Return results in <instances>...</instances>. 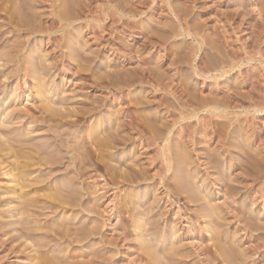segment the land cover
Returning a JSON list of instances; mask_svg holds the SVG:
<instances>
[{
    "label": "rangeland",
    "instance_id": "374dc122",
    "mask_svg": "<svg viewBox=\"0 0 264 264\" xmlns=\"http://www.w3.org/2000/svg\"><path fill=\"white\" fill-rule=\"evenodd\" d=\"M56 1L58 2L60 0H50V1L35 0L36 7L33 10L35 12L34 15L36 14L38 16L41 15L38 18L37 16L36 17L34 16L36 19H38V21L36 20L37 24L36 23L35 24L40 25L43 23L41 26H44L45 28H47L49 25V28L47 30L50 29V31H47V33L43 35L35 34V36L34 35L28 36L30 38L32 37L30 40L31 44L29 43L28 49L30 50L33 47L32 52H35L34 54H32L33 56L40 48L39 49L40 51L38 50V52H40L41 54L37 52V55H35L36 62L35 61L33 62H35L36 65L39 62L38 66L40 65L38 67L39 71H37L38 75L40 76V77L38 76V79L40 81L44 79L43 81H45L46 84L49 82L47 84L48 87L50 89H53L52 90L53 92H50V94L53 93L52 95L56 96L55 98H53V96L51 95V98H53L52 101L54 103L56 102L55 105L51 101V99L49 100L53 103V107L57 106L61 101L63 102L64 109L65 108L67 109L68 107L67 110L68 111L72 110L73 111V112L71 111L72 113H77V110H79L78 113L81 111L80 112L81 116L80 115L79 116L83 117L84 113H88L87 110L90 111V109H93L92 107H94L96 104L97 105L96 109L99 108L98 110L99 112L97 111V115L94 116V119L95 117L96 118L104 117L103 119H105L106 123L108 121L110 126L112 123L110 122L109 119L110 115L112 119L114 118L116 121L118 119L123 120L126 117L128 118L129 113L131 114L135 113L134 114L135 116L137 117L140 116L144 120L146 119L144 121L145 123L147 122V118H148L147 123H149L150 121L152 122L149 123L151 124V127H149L150 129L148 127L147 129L152 130V132L148 130L146 134L142 133V135L141 134L137 135L136 133H133L132 135L134 140L136 139L135 135L137 136V139L135 141H140L142 136L143 138L144 136H146L147 138H149V140L153 137L150 141H153L154 138H156V141L162 140L164 138H168V140L170 139L168 142L171 143H169L166 148L167 150L166 154H168L167 156H171L172 153L174 152L173 153L174 155H172L171 156L172 158L170 159L171 160L170 162L172 164L171 163L170 164L172 166L174 163L173 167L176 166L174 168L176 171L174 172L173 169L172 172H170L169 174L167 173L165 175L164 172L166 171L165 169L164 170L162 169L165 168V166L167 168L168 167L167 164L169 163H167L166 160L162 161L163 159H160L162 158L160 156L162 149L161 147L159 149L157 148L159 147L160 143H158L157 145L155 140L153 141L152 144L148 139H145L146 138L145 137L143 143L149 142L151 146H149L150 145L149 143L146 145L142 143L143 145L141 146V148L139 146L138 149H136L135 146H132L129 143L130 146L120 145L122 147L119 148L120 146H118L117 147L118 150L115 149L116 151H114L113 148L115 146L114 145L111 148L113 151V152L111 151V153L114 154L117 152L116 155L114 154L113 158H115L116 156L114 161H116V159L119 158V160L117 159V161H121V163L122 162L124 163L128 160V162L126 163L129 164V165L127 164L128 165L127 167L126 163L124 164L122 163L124 167L123 166L121 167L120 165V172L118 171L119 169H117L118 172L117 174L120 173L123 174L125 168H126L125 172H127L129 166L131 165L132 167L133 165V163L131 164L129 161H131V159L133 158L131 162L135 163L134 160L137 158L136 163L137 161L140 162L141 163L140 165L139 163L137 164L143 169L144 166L146 165L147 169H144V172L148 171L150 174L147 172L146 173L147 177L149 179L150 178L152 179L151 180L148 179L147 182H141L140 184H135V185H125V184L121 186L118 185V187L116 186L117 189H115L116 187L111 188L113 187L112 184L107 185L106 183L103 182V180L101 181L97 180L98 183L97 181L93 182L91 180V182H89L90 184L89 186L91 190L93 187H95L93 188V190L96 189L97 187L99 191L97 192V194H98V198L100 199L99 203H102V205L101 204H100L101 206L98 205V208L103 209V212L100 211V213H102L103 218L99 214L98 209L95 210L96 214L93 215L90 212H88L87 209L86 210L84 209L87 207H84L83 210L82 208L80 209L77 208V211L79 212L77 213V211L75 210L76 214H73L72 211H71L72 213L69 212V214L73 217L67 214L68 216L66 215V218L69 217L70 220L64 221L65 218L61 217L63 216V214L56 212L55 215V212L53 213V211H51L52 209L45 210V207L48 208V205L46 206L43 205L44 208L42 209L40 206H35L32 210L33 211L36 210L34 212H36L37 214L34 213V215H38V216L36 217L33 215L34 216L32 218L33 220L31 219L32 216L31 217L28 216L29 218L26 217L27 215L25 216L26 218H28L27 221L29 223L36 222L35 223L36 225L39 222L37 225L41 226V230H42V226H44L45 224V227L46 226L47 227L46 228L43 227V228H45V230L50 228L49 229L50 233L52 232L51 228H55L54 226L57 223L64 226L66 224V227L60 226L61 230L62 229L64 230L68 226V230L71 229V231L74 232V230L77 227V224L80 222L78 224V227L81 230L83 229L87 231V228L89 227L91 228V226H93L94 223L92 222L93 220L98 218L99 220L102 219L101 222L99 220H95V222L99 221L97 222L100 224L99 226L104 227L103 229L100 227V232L104 230L101 233L102 236L99 234L101 241L98 239L99 237H97L99 242L103 245H101L98 242V240L95 241L93 240L92 242L87 243V245L85 243L83 245L79 244L80 246H82L79 247L78 244L76 243L69 244L70 243L69 241H68L69 243H65L67 241L61 239L60 237L58 238L54 236L53 235L54 232L51 233L50 235L48 230H46L45 233L38 232V230H36L37 232H34L35 234L31 232L32 234H34V235L31 234L32 235L31 239L28 236L29 243H33L32 245H35L33 246V248L30 249L24 244L27 233L24 232L25 230L24 231L20 230L26 227V226L24 227L21 223H19L22 222L20 219L21 214H19V212L18 213L15 212L16 215L14 214V216L8 220V217H6L5 215L8 214L10 210L9 208L13 206L6 205L8 203V201L7 202L5 201L7 200L5 199L6 197L4 198L5 199L4 200L3 199L4 196L2 195L1 197L0 195V230L2 229L1 232L4 233L7 232V229L8 230L10 229L9 234L12 232L10 235L7 236L8 237L7 239L6 238L3 239L1 237L2 233L0 232V238H1L0 264H28L29 253H32L33 250L34 251L40 250L41 253L45 252L43 254H45V256H48L50 258L54 257L53 260L55 259V254H56L55 260H58L59 258L57 257L60 256V259H62L64 255L68 254L71 250L75 248L79 249L78 251L83 250L84 248V250H86V254H88L87 250L90 249L91 247L92 248L94 247L95 249L97 248L96 250L99 249L101 251L102 248L103 251L108 249L104 251L105 253L102 251L105 255L107 254L106 257L108 259L113 257L112 259L109 260L110 262H108V264H149L151 262L153 264V260H151L150 257H148L149 255L145 253V250L147 249L145 247L146 243L149 246V247L147 246L148 249L149 248L152 249V247L153 249H155V250L149 249L152 252L159 251L158 260H161L160 258H162L163 260L161 261V264H163L164 261H165L164 264H168L169 262H171L169 260H173L174 261L173 264H175V260L173 259L174 257L177 262L176 264H180V263L206 264L207 263L206 261H208V259H205L206 258L205 254H203V249H204L203 246L205 244L202 245L201 242L199 243V240L196 239L195 237L197 235L198 227L200 226V220H201L199 211L201 212L202 210L201 205H204L205 203V201H202V198L203 195H205L204 197H207V195H209L210 192L212 195L213 194L214 195L211 196L210 194V197L208 196V199L210 198L209 202L211 203L214 202L212 204H215V206L218 205V207L222 209V214L220 215L224 214L223 217L227 219L226 221L222 216H220L222 217L220 218L218 216L219 214L218 215L213 214L215 217L212 218L213 220H211L212 223L214 221L211 227L212 228L214 227L215 231H218L217 228L220 229L219 231L221 232L219 233L220 234L219 236L223 240L222 239L219 240V237L218 238L216 237L218 235H216L215 237L218 239L219 242L221 241L220 244L222 245L225 244L224 247L222 245L221 246L228 251L229 250L231 251L233 249V252H231L232 257L236 256L237 258L235 257V260L238 259V261L236 262L235 260L234 261L232 260L234 263L231 262V264H246V262L247 264H264V257H263L264 256V230H263L264 229V111L257 113L258 109L255 110L254 108L251 107L252 106L251 104L254 102V100L255 102L257 101L264 102V65L262 64V62H264V58H262V55H264V15L262 14L260 15L258 13V10L260 9V7H262L264 0H256V1L255 0H77L78 2L77 5L79 6H77L76 4L74 5V3H76V0L73 1L68 0L70 3L69 2L67 3L70 5V7L69 5L67 6L66 13H68L67 14L68 17L71 18L69 19L70 21L73 20V18L75 19V21L74 22L71 21V23L69 21V24H62L61 26L59 21L58 22L53 21L54 19L58 20L56 18L57 8L54 6V4H52L55 3ZM79 2L81 3L79 4ZM52 6L55 8H53ZM73 9L74 10L77 9V11H74ZM53 13H55L56 16ZM42 14L44 15L42 16ZM73 14H75V17L73 16ZM44 16H46V18H44ZM1 19H3L4 21ZM30 19L27 20L31 21ZM45 19L46 21H43ZM27 20L25 21V23L27 22ZM0 21L2 25H5L4 23L6 20L4 17H0ZM49 21L55 22L53 23L55 27L52 25V22ZM27 24L29 25L30 22H28ZM52 26L53 28L51 29ZM59 27H61V30ZM3 29L5 31L2 30L3 33L0 36L1 40H3L2 43L16 39L15 35L10 32L11 31L10 29H7L6 27ZM144 35H146L147 38ZM17 37H19V35ZM25 37L26 36L23 33V38L25 39ZM48 37L50 38V40ZM19 38L23 39L22 35ZM61 39L63 41H58ZM155 40L157 43L155 42ZM68 45L70 46L69 49H68ZM57 46L60 47L58 48ZM257 52L261 53L262 55L259 54L260 55L259 56ZM26 59L27 58L23 60L25 61ZM27 60L25 61L27 65L26 63L23 62L25 68L29 65L28 63H30L31 59H27ZM41 60L44 61L45 63L42 62ZM206 66H208V68H206ZM40 69L44 71L45 75L44 73H42ZM220 69L221 70L224 69L227 72L231 70V72L229 73L228 76L222 77L217 72V70ZM26 71L27 70H25L24 73L23 71L20 72L23 73L24 75L29 74L28 72L30 71L28 72ZM129 74L132 75L130 76ZM46 75L49 76L46 77ZM134 75H138V76H134ZM25 78L26 77H24L23 80L27 81V83L31 85L32 84L31 79H29L28 77L27 79ZM2 79L0 80V83L4 80ZM2 84L3 83H1L0 85ZM13 84L15 85V83ZM105 84L110 86V88L108 86L106 87ZM49 85L52 86L53 88H51ZM32 86L33 84L31 85V87ZM33 87H32V91L31 89L29 91L26 90L27 95L28 93H31L32 95L31 96L32 98L31 100L29 99L28 104L27 101L25 100V103L30 107H33L31 106L33 105L32 103H34V105H38L41 102L39 101V99H35V96L32 94L33 92L35 94V91H33L34 90ZM120 88H122V90ZM118 89L120 91H118ZM230 95L232 96V98ZM2 97H0V99ZM261 97L263 100L261 99ZM60 98L64 101L65 99H67L68 101L64 102ZM101 98L104 100H101ZM21 103L22 100L16 102V104H21ZM25 103L24 105H26ZM97 103L99 105H102V107L100 108ZM60 104L56 108L62 111L63 108H59L60 106H62ZM184 104H186V106ZM188 104L189 106H187ZM190 104H192V107L190 106ZM129 108H130V112L128 111ZM193 108L194 109L197 108L196 112L198 111V113L195 112V115L193 113L195 111ZM205 108L208 109V112L204 111L206 110ZM213 108L214 109L221 108L220 111L217 112V114L215 113L216 116L218 115L217 117L214 115V113L212 114L211 112L214 110ZM223 108L225 110H223ZM65 111L63 110V112ZM68 111H66L67 114L70 113ZM84 117L87 118L88 116H84ZM115 117H117L118 119ZM127 118L123 121L128 122L129 118L128 119ZM108 126L109 125H106L107 128ZM36 127L35 129L33 128L32 130L38 129ZM114 127H116V125ZM20 131L23 132V130ZM106 131L104 133L105 136L109 134L108 131L110 130H108L107 132ZM163 131L165 132L167 131L165 133V136L163 135L164 134ZM170 131L172 132L170 134L171 136L168 135ZM75 132L78 133L80 132V130L78 131L77 129L75 130ZM128 132L129 131H127L125 134L128 135ZM153 132L154 135L156 136L157 134L159 136L160 134H162V136H160V138L159 136L158 138L156 136L154 137ZM40 133H43V131H40ZM40 133L37 135L35 133L34 135L39 136ZM220 133L222 134L221 136L222 138L223 136L226 138V139L223 138V140L221 139L222 142H220L219 141L220 139H218ZM49 134L48 135L51 137L52 135L50 131ZM235 142L239 144L237 143L235 144ZM154 143L156 144L155 146ZM240 145H241V150L239 151L237 149L240 148ZM131 146L133 147V149ZM144 146L146 147L144 148ZM135 149H136V154L138 155L135 154ZM155 149H158V151ZM224 149L227 150L228 152L225 151ZM179 150L181 153H179ZM156 151L157 154L158 152H160V155L159 154L157 155ZM184 151L186 152L183 153ZM126 154L129 155L127 156ZM133 154L136 155L137 157H135ZM180 154L181 156L183 154L184 155L189 154L188 159H190V161H193L190 165H192L196 161L194 165H192V168H186L187 169L186 172L184 169L185 167L183 168L184 171L182 169L181 170L179 169L181 166V164L179 163H181V161L179 159L180 157L178 158L177 156H179ZM121 158H123L124 161H122ZM139 160H142V162ZM172 160L175 161L173 162ZM114 161H112L110 165H116L113 167L117 168L119 165H117V161L115 162V164H113ZM161 161L164 164L163 163L161 164ZM177 163L180 166H178ZM196 163H198L197 166ZM142 164L144 165L141 166ZM67 165L69 166V164H66V166ZM66 166L62 167L61 170L59 169L58 171L57 170L54 171V174L51 177V179L54 177L53 179L55 180V182H59L57 180H60L62 182L63 180L70 179L71 174L74 177L75 176L74 173L71 172L75 166L72 165L73 167L71 168ZM65 168H67L68 171ZM122 170L124 171L122 172ZM101 172L102 171H100V173ZM159 172L164 176L163 177L164 179L161 182L160 180H158L159 178H156L154 176V174L161 175ZM176 172L177 173L180 172V176L179 174L176 175L177 177L179 176L178 179H180V177L183 176L184 179L186 177L185 181L187 180L188 182V183L182 182L184 181V179L181 178L180 179L182 182L180 183L181 187L183 185V188H185L186 185H189V181L190 182L192 181L191 184L196 185L197 191L196 190L195 192L194 190H192L193 192L191 191L192 193L196 194L195 197L193 194L194 198L191 195L192 193L190 194L191 185H189L190 187L186 186L189 187L188 189L185 188L184 190H182V192L183 191L187 192L189 190L187 194L189 193L188 195L189 197H191L190 200H192L193 203L190 200L188 201L189 197L187 196L186 193L180 192L182 188H180L179 190L180 187L178 186L179 184L178 185L175 184L177 186H172L174 184V181L172 183L173 180L172 173L177 174ZM190 172L192 175L190 177L192 179L193 177L194 179L196 178L195 180L193 179L194 181L190 177L185 176V173L190 174ZM100 173L98 174V178H101V176L99 175L103 174V172L101 174ZM151 174L153 175V177ZM240 175H242V177ZM244 175H247L248 177L247 176L244 177ZM63 176L64 177L66 176L67 178L65 177L66 178L65 179ZM205 176L207 179L205 178ZM168 178L169 181H171L170 183L169 182L167 183ZM187 178H189L190 180ZM252 179L254 181H252ZM1 180L2 177H0V185L1 187L3 186L2 189L5 190L7 185L4 182L5 180L4 181ZM88 181L90 180H87L86 183H88ZM81 182L82 181H79L78 184L75 185L76 188L78 187L77 189L82 188L83 183ZM243 182L244 184L242 186ZM183 183L185 184V186ZM167 184H169V186ZM233 185L236 187L235 190H233L235 188ZM104 187L108 189H103ZM206 187L208 191L210 190L209 192L207 193L200 192L203 188ZM237 187H239V189ZM129 188L132 192L128 190ZM134 188L136 189L134 191L135 194H138L139 192L140 194V195L138 194L139 198L142 196L144 197L142 200L143 204L140 206L143 208L142 210L143 219L146 220V223H144V225L146 224L145 226H147L146 230L149 229V231L147 230V233L146 232L143 233V236L145 235L144 238L142 236L144 240L143 239L139 240V237L135 235L137 229L134 226L137 223L139 224V222H135L137 220L139 221V219L135 220V218H137V216L139 215H137L136 212L134 213L133 210L132 211L129 210L131 205L127 206L129 209L125 207V211L129 210L131 211V214L129 211H128L129 213H127V211L126 213L123 212L124 208H122L121 211L115 210L116 209L115 205L116 203H118L117 195L119 196V198L121 197V199H123L126 192H127L126 195H128V192H130L131 194L134 193L133 192ZM199 188L200 191H198ZM2 189H0V192L4 191ZM126 189L128 191H126ZM170 189L172 191L174 190L173 192L176 194L181 193L178 196H181L182 200L179 197L178 205L174 204L172 206L171 203H167L166 193L168 191H171ZM193 189H195L194 186ZM103 190H108L105 192H109V193H104ZM232 191L233 193H235L234 195L231 194ZM84 192L85 191H83V196L84 194H87L86 192L85 193ZM118 192H121L119 194H121L123 197L120 196ZM101 193L102 196L104 194L103 196L104 198L101 196ZM198 198L201 199L200 200L201 202H199ZM83 199H82L83 206L86 205L88 206L89 204L92 206L91 200H89L91 198L88 199L87 195H85ZM13 205L16 204L14 203ZM90 205L88 206V209L91 208ZM150 206H153V208H151ZM197 206L198 207L201 206L199 207L201 210L198 209ZM151 209L153 210L152 211L153 213H150ZM235 211L239 213V216L242 215L241 216L242 218L240 217V219L238 220L237 218L239 216H237L238 215L237 213H234ZM4 212L5 214H3ZM132 212L136 216L133 215ZM251 212L253 213L254 216L251 215L252 214ZM231 213L234 214L232 215ZM255 214L256 215L259 214V215L256 216ZM17 215L19 216V218L17 217ZM59 216L63 220H60ZM235 216H236V220L238 221L235 220ZM15 217H17V220H15ZM197 218L199 223H197L198 222ZM30 219L35 222H32ZM103 219H105V221ZM173 220H175L174 223L177 225L176 229L172 228V225H170V222H172ZM248 220L250 223L248 222ZM15 221L19 224H14L16 223ZM70 221H72V223H70L69 226L68 222ZM133 221L135 222L134 224ZM225 221L227 222V225L229 224V226L225 224L226 223ZM229 221L230 222L232 221L233 224L229 223ZM259 221H261V223ZM9 222H11L10 225ZM102 222L105 225H101ZM236 222L241 223L240 224L241 228L239 227V225H237ZM124 223L128 225L127 227L130 230L126 229L127 227L125 226ZM224 224L225 226L228 227V229L225 228L227 231L226 230L224 231V228L222 227L224 226ZM245 224L247 225V227ZM248 224L251 230L247 229ZM250 224L253 225V227ZM259 224H261V226H259ZM20 225H22L23 228H21ZM35 225H30L28 228H32L31 226H35ZM40 226L38 227V229H40ZM243 226H245V229ZM254 226L257 228H254ZM78 227L77 229L80 230ZM123 227L125 228L123 229ZM13 228L14 230L15 229L17 230H15V232L14 230L11 231V229ZM221 228H223L222 229L223 231L221 230ZM252 228H254L255 230ZM35 229H37V227H35ZM127 230L129 231L128 233ZM170 230L172 231L170 232ZM249 230L251 232H249ZM224 232L225 233L227 232L228 234L226 233L227 234L226 235ZM254 232H256V234ZM173 233L176 234L174 236L175 242H173V240L171 239ZM221 233H224V235H221ZM46 234L48 236H46ZM234 234L235 235L238 234V235L234 236ZM19 235H22L23 237L19 238L20 237ZM228 235L231 238H229ZM237 236L240 237V239L236 238ZM106 237L109 243H107L106 239H101ZM13 238H16V240H14L15 242H13L12 240ZM123 238L125 239L123 240ZM216 238L215 240H217ZM141 240L143 241L141 242ZM166 240H170V244H168L170 245V248L177 246L178 244L181 246L180 247L178 245L180 248H182L183 246L184 248L180 249L182 253L181 255L185 256L186 253H188L189 254L187 255L188 258H186L185 256L184 259V256L179 257L177 255V252H179L178 254H180V250L178 246L175 247V249L179 250V251L176 250V256L172 255L173 257L172 259L170 257L171 255L168 254L169 256L168 255L166 256L165 254L167 253L172 254V251L169 252L170 251L169 246L167 244L166 246H164ZM222 241L224 242L222 243ZM234 241L235 242L237 241L236 243L238 244L234 243ZM229 242H231L230 243L231 246L228 244ZM232 243L234 245L236 244V247H238L239 245L241 247L239 246L240 248L238 249L233 245L234 247L233 248ZM65 244H67L68 246ZM226 244H228V246L230 247H228ZM71 245L72 248L70 249L69 247H71ZM97 245H99L98 247L100 248H98ZM142 246H144V248ZM155 246L158 247L156 248ZM199 246L201 248L203 247L201 249L202 251L200 250ZM225 246H227V248ZM258 246H260V248ZM36 247L39 248L37 249ZM60 247L62 248V250H60L61 249ZM167 249H169L168 252ZM235 249H237V251ZM253 249H255V251ZM27 250H29L30 252L27 253ZM182 250H186V252H183ZM46 251L48 253L50 252L52 253L48 255ZM84 252L80 251L78 253L84 256L85 254ZM109 253L111 255L108 256ZM163 253L165 254L163 255ZM233 253H235L234 256ZM241 254L242 255L245 254L247 256V259H245L246 258L245 255H244L245 257L244 256L242 257ZM52 255L53 257H51ZM163 256H165V259L168 257L169 260L168 259H166L167 261L164 260ZM238 256H240V258ZM176 257H178L179 261L181 260L183 262H179ZM241 258L245 260V263L241 261L243 260ZM24 259L28 262H26ZM147 260L149 262H147ZM203 260L205 262L202 263ZM219 261L221 262L220 264L225 263L222 262V258H220ZM213 264H216V262L215 263L213 262Z\"/></svg>",
    "mask_w": 264,
    "mask_h": 264
},
{
    "label": "bare ground",
    "instance_id": "6f19581e",
    "mask_svg": "<svg viewBox=\"0 0 264 264\" xmlns=\"http://www.w3.org/2000/svg\"><path fill=\"white\" fill-rule=\"evenodd\" d=\"M43 1V0H42ZM45 1V0H44ZM50 1V0H49ZM73 1V0H72ZM256 1V0H255ZM67 2H69L68 0H60V1H56L55 3H52V4H54V6L57 8V10H56V15H55V13H53L55 16H56V18L58 19V20H53V21H56V22H60V26L62 25V24H69V19H71V18H69L68 17V13H66V10H67V6L69 5ZM35 0H0V17H4L5 18V20L7 21V24H6V21H5V25H2L1 23H0V36H1V34L3 33V31L2 30H4L3 28H7V29H10L11 31V33H13L14 35H15V40H9L8 42H3L2 43V41L3 40H1V38H0V62H1V64H0V80L2 79L3 81L1 82V83H3L2 85H0V97H2L3 95V97L0 99V177H2V180L5 182V184L7 185L6 186V188H5V190L4 189H2V187H1V185H0V189H2V190H4V191H2V192H0V195H1V197H2V195L4 196L3 197V199L5 198V199H7V200H5L6 202L8 201V203L6 204V205H8V206H13V207H10L9 209V212H8V210H7V212H8V214L7 215H5L6 217H8V220L9 219H11L13 216H14V214H15V212H19V214H21V216H20V219H21V221L22 222H19V223H21L25 228H23L22 227V225H20L21 226V228H23V229H20V230H25L24 232H26L25 234L27 235L26 236V238H25V242H24V244L28 247V248H33V246H35V245H32L33 243H29V241H28V239L30 238L31 239V236L32 235H34L35 233L34 232H37L36 230H38V232H42V233H45L46 232V230H48L49 231V229H46L45 230V228L47 227H45V224H44V226H42V230H41V226H40V229H38V223L35 225V221H32L33 219V217L34 216H38V215H34V213H36V212H34V211H36V210H32L35 206H40L41 207V209L42 208H44L43 207V205L44 206H46V205H48V208H46L45 207V210L47 209H52L51 211H53V213L55 212V215H56V212L57 213H61V214H63V216H61L62 218H65L64 219V221L66 220H70L69 219V217L68 218H66V215L67 214H69V212L70 213H72L73 212V214H76L75 212L77 211V208H82V210H83V208L84 207H87V208H84L85 210L87 209V211L88 212H90L91 214H96V209H98V212H99V214L102 216V213H100V211H102L103 212V209H101V208H98V205H102V203H99V198H98V194H97V192H99L98 191V189H97V187H96V189H94L93 190V188H95V187H93L92 188V190H91V188H90V184H89V182H91V180L94 182V181H97V180H103V182L104 183H106L107 185H110V184H112V186L113 187H111V188H114V187H118V185L119 186H121V185H123V184H125V185H135V184H140L141 182H147L148 181V177H147V172L148 171H146V172H144V169H147V167H146V165L144 166V169L142 168V167H140L139 165L141 164L140 162H138L137 161V163H139V165L136 163V160H137V158L134 160L135 161V163L134 162H131L132 160H133V158L131 159V161H129L131 164L133 163V165H132V167H131V165L129 166V168H128V171L127 172H125L126 171V168H125V171L124 170H122V172H123V174H117L118 172H117V169H119L118 171L120 172V165H121V167L123 166L122 165V163H121V161H117V159L119 160V158H117L116 159V161H117V165H119L117 168H115V167H113V166H116V165H110L111 164V162L112 161H114V159L116 158V156H115V158H113L114 157V154L116 155L117 154V152L116 153H111V151H112V146H114L113 148H114V151H116L115 149H117V147L118 146H120V145H122V146H127V145H129V143H130V145H132V146H135L136 147V149H138V147L140 146V148H141V146L143 145V144H148L149 142H148V140H149V138H147L146 136H144V138L145 139H148L147 140V142L148 143H143L144 141V138H143V136L141 137V140L140 141H135L136 139H137V136L135 135V137H136V139L134 140V138H133V133H136L137 135L139 134H141L142 135V133H147V131L150 129L149 127H151V124H149V123H151L152 121H150L149 123H147L148 122V118H147V124L144 122L145 120L144 119H142L140 116V118L139 117H137V116H135L134 114H131V113H129L128 114V118H129V121L127 122H125V121H123V120H125L126 118H122L123 120H120V119H118L117 117H115V118H117L118 120L116 121L114 118L112 119V117H111V115H110V122H112L111 123V126H110V124H109V122L107 121V123H106V121H105V119H103V118H96L95 117V119H94V116L95 115H97V111L99 110V108H97L96 109V107H97V105L95 104V108L94 107H92V105H94V104H92L91 105V107L93 108V109H90V111H88L87 110V112L88 113H84V115H83V117H80L81 115H80V112L78 113V111L79 110H77V113H72L71 111H68L67 109H68V107H67V109L65 108H63V102H61L60 101V103H62V104H60V105H62V106H60L59 108H63V110L65 111H68V112H70L69 114H67V112L65 111V112H63V110L61 111L60 109H58V108H56V107H58L59 106V104L57 105V106H54L53 107V101H52V99L53 98H55L56 96H54V95H52L53 93H51L50 94V92H53L52 90L53 89H50L49 87H48V83L46 84L45 83V81H43L42 80V78H41V80L43 81H40L39 79H38V72L37 71H39V69H38V67L40 66H38V63H37V65L35 64V55H37V52H38V50L40 49H36L37 50V52H36V54L33 56L32 54H34L35 52H32V48L29 50L28 48H29V43H30V40H31V38L30 37H28V36H32V35H34L35 36V34H40V35H43V34H45V33H47V31H50V29L49 30H47L48 28H49V25H48V27L47 28H45L44 26H41L42 24H40V25H36L37 23H36V20L38 21V19H36L35 17L37 16V18L38 17H40V16H38L37 14L36 15H34V9H35V7H36V5H35ZM39 3V2H38ZM44 3V2H43ZM46 3V2H45ZM70 3V2H69ZM73 3V2H72ZM77 0H76V3H74V5L76 4L77 5ZM81 2H79V4H80ZM86 3V2H85ZM51 4V3H50ZM50 4H49V6H50ZM43 5V4H42ZM258 5V4H257ZM44 6V5H43ZM48 6V7H49ZM65 6H66V8H65ZM77 6H79V5H77ZM84 6V5H83ZM86 6V5H85ZM46 7V6H45ZM47 7V8H48ZM53 7V6H52ZM51 7V8H52ZM55 7H53V8H55ZM69 7H70V5H69ZM87 7V6H86ZM258 7V6H257ZM39 8V7H38ZM41 8V7H40ZM72 8V7H71ZM43 9V8H42ZM46 9V8H45ZM44 9V10H45ZM50 9V8H49ZM41 10V9H40ZM74 10V9H73ZM53 11V10H52ZM74 11H77V9L76 10H74ZM39 12V11H38ZM41 12H43V11H41ZM51 12V11H50ZM37 13V12H36ZM80 13V12H79ZM258 13L261 15H264V3H263V5H262V7H260V9L258 10ZM48 14V13H47ZM81 14H82V11H81ZM44 14H42V16H43ZM50 15H51V13H50ZM77 15V14H76ZM31 16V17H30ZM35 16V17H34ZM73 16L75 17V14H73ZM79 16V15H78ZM128 16V15H127ZM80 17V16H79ZM31 18V19H30ZM44 18H46V16H44ZM55 18V17H54ZM73 18V17H72ZM27 19H30L31 21H28ZM41 19V18H40ZM48 19V18H47ZM78 19V18H77ZM76 19V20H77ZM1 20H3V19H1ZM27 20V22L25 23V21ZM4 21V20H3ZM33 21V22H32ZM41 21V20H40ZM43 21H46V19L45 20H43ZM72 22H74L75 21V19L73 18V20H71ZM71 21H70V23H71ZM78 21V20H77ZM1 22V21H0ZM28 22H30V24L28 25L27 23ZM31 22H32V24H31ZM49 22H52V21H49ZM3 23V22H2ZM36 23V24H35ZM41 23V22H40ZM53 23H55V22H52V25L55 27V25L53 24ZM39 24V23H38ZM46 25V24H45ZM263 25V24H262ZM53 26L51 27V29L53 28ZM66 27V26H65ZM60 28V30H61V27H59ZM67 29V28H66ZM5 31V30H4ZM8 31V30H7ZM63 31V30H62ZM64 32V31H63ZM6 33V32H5ZM23 33H24V35L27 37V38H30V39H27L26 37H25V39L23 38ZM65 33V32H64ZM50 34V33H49ZM4 35V34H3ZM7 35V34H6ZM11 35V34H10ZM19 35V37H21V35H22V38L23 39H21V38H19V37H17V36ZM51 35V34H50ZM145 37H146V35H144ZM3 37H5V36H3ZM2 37V38H3ZM47 37V36H46ZM51 37V36H50ZM62 37V36H61ZM151 37H153V36H151ZM18 38V39H17ZM49 38V37H48ZM57 38V37H56ZM64 38V37H63ZM147 38V37H146ZM145 38V39H146ZM7 39V38H6ZM153 39V38H152ZM48 40V39H47ZM49 40H50V38H49ZM6 41V40H5ZM57 41V40H56ZM55 41V42H56ZM58 41H63L62 39L61 40H58ZM57 41V42H58ZM142 41H144V40H142ZM153 41V40H152ZM151 41V42H152ZM158 41V40H157ZM48 42V41H47ZM149 42V41H148ZM155 42H156V40H155ZM33 43V42H32ZM42 43V42H41ZM51 43H52V41H51ZM147 43V42H146ZM150 43V42H149ZM157 43V42H156ZM31 44V43H30ZM43 44V43H42ZM41 44V45H42ZM58 44V43H57ZM56 44V45H57ZM60 44H62V43H60ZM79 44V43H78ZM150 45V44H149ZM35 46V45H34ZM61 46V45H60ZM59 46V47H60ZM63 46V45H62ZM151 46H152V44H151ZM58 47V46H57ZM58 47V48H59ZM65 47V46H64ZM69 45H68V49H69ZM81 47V46H80ZM157 47V46H156ZM63 48V47H62ZM67 49V48H66ZM71 49V48H70ZM168 50V49H167ZM170 50V49H169ZM40 51V50H39ZM260 51V50H259ZM62 52H63V49H62ZM65 52V51H64ZM38 53H40V52H38ZM258 53V55L260 54V55H262L261 53H259V52H257ZM41 54V53H40ZM65 55H66V53H65ZM136 55H137V53H136ZM259 55V56H260ZM264 55H262V58H264L263 57ZM137 57V56H136ZM139 57V56H138ZM25 58H27V59H31L30 60V63H28L29 65L25 68L24 66V64H23V62L24 63H26L25 61L27 60H23V59H25ZM130 58V57H129ZM141 59V58H140ZM251 60H252V58H251ZM28 61V60H27ZM33 61H35V62H33ZM42 61V60H41ZM143 61V60H142ZM42 62H44V61H42ZM262 62V61H261ZM45 63V62H44ZM229 63V62H228ZM41 64V63H40ZM235 64V63H234ZM233 64V65H234ZM262 64L264 65V62H262ZM26 65H27V63H26ZM44 65V64H43ZM46 65H48V64H46ZM232 65V66H233ZM42 66V65H41ZM50 66H51V63H50ZM43 67H45V66H43ZM42 67V68H43ZM48 67V66H47ZM52 67H54V66H52ZM36 68V69H35ZM41 68V67H40ZM206 68H208V66H206ZM210 68V67H209ZM47 69V68H46ZM45 69V70H46ZM25 70H27L26 72H28V71H30V72H28L29 74H26V75H24L23 73H24V71ZM41 70V69H40ZM211 70V69H210ZM210 70H208V71H210ZM23 71V73H21V72ZM42 71V70H41ZM53 71V70H52ZM117 71V70H116ZM149 71V70H148ZM214 71H216V70H214ZM35 72V73H34ZM37 72V73H36ZM118 72H119V70H118ZM217 72L222 76V77H224V76H228L229 75V73L231 72V70H229V72H227L226 70H217ZM42 73H44V71H42ZM151 73V72H150ZM149 73V74H150ZM109 74H112V73H109ZM115 74H116V72H115ZM118 74V73H117ZM124 74V73H123ZM28 75V76H27ZM44 75H45V73H44ZM126 75V74H125ZM130 75V74H129ZM132 75V74H131ZM130 75V76H131ZM49 76V75H48ZM47 75H46V77H48ZM110 76V75H109ZM119 76V75H118ZM122 76H124V75H122ZM134 76H138V75H134ZM144 76V75H143ZM24 77H26L25 79H27V77L29 78V79H31V82H32V84H33V86L35 87H33V91H35V94H34V92L32 93L34 96H35V99H39V101H41L40 102V104H38V105H34V103H32L33 105H31V106H33V107H30L29 105H27L28 103H29V99L31 100V93H28V95H27V92H26V90H30L31 89V91H32V87H31V85H29L28 83H27V81H25V80H23L24 79ZM40 77V76H39ZM121 77V76H120ZM149 77V76H148ZM115 78V77H114ZM118 78V77H117ZM126 78V77H125ZM131 78V77H130ZM6 79V80H5ZM50 79V78H49ZM121 79V78H120ZM124 79V78H123ZM149 79V78H148ZM122 80V79H121ZM128 80H131V79H128ZM134 81V80H133ZM132 81V82H133ZM151 81V80H150ZM29 82V81H28ZM0 83V84H1ZM13 83H15V85L13 84ZM106 85V84H105ZM110 85V84H109ZM2 86V87H1ZM21 86V87H20ZM50 86V85H49ZM108 85H106V87H107ZM117 86V85H116ZM120 86V85H119ZM123 86V85H122ZM51 88H53L52 86H50ZM104 87V86H103ZM109 88H110V86H108ZM179 87V86H178ZM97 88V87H96ZM108 88V89H109ZM121 90H122V88H120ZM110 91V90H109ZM118 91H120L119 89H118ZM26 92V93H25ZM117 92V91H116ZM115 92V93H116ZM111 93V92H110ZM114 93V92H113ZM51 95L53 96V98H51ZM109 96V95H108ZM231 96V95H230ZM104 98V97H103ZM125 98V97H124ZM229 98V97H228ZM231 98H232V96H231ZM235 98V97H234ZM51 99V101L53 102H51V101H49ZM61 99V98H60ZM97 99V98H96ZM106 99V98H105ZM261 99H262V97H261ZM22 100V103L21 104H16V102H18V101H21ZM25 100L27 101V104L25 103ZM62 100V99H61ZM101 100H104V99H102L101 98ZM130 100V99H129ZM181 100V99H180ZM230 100V99H229ZM231 100H233V99H231ZM263 100V99H262ZM3 101V102H2ZM33 101H35V100H33ZM38 101V102H39ZM62 101H64V100H62ZM65 101H68L67 99H65ZM64 101V102H65ZM99 101V100H98ZM253 102V101H252ZM24 103L26 104V105H24ZM56 103V102H55ZM55 103H54V105H55ZM182 103V102H181ZM184 103V102H183ZM16 104V105H15ZM36 104V103H35ZM98 104V103H97ZM100 104H102V103H100ZM130 104V103H129ZM187 104V103H186ZM186 104H184L185 106H186ZM24 105V106H23ZM66 105V104H65ZM99 105V104H98ZM252 106V108H254L255 110H257L258 109V111H257V113H260V112H263L264 111V102L262 101V102H255V100H254V102L251 104ZM29 106V107H28ZM130 106V105H129ZM187 106H189V104L187 105ZM190 106L192 107V104H190ZM65 107V106H64ZM99 107L101 108L102 107V105H99ZM128 107V106H127ZM220 107V106H219ZM188 108V107H187ZM208 108V107H207ZM85 109V108H84ZM194 109V108H193ZM197 109V108H196ZM196 109H194L195 111L193 112L194 113V115H195V112H196ZM206 109V108H205ZM210 109V108H209ZM214 109V108H213ZM220 109L221 108H215L213 111H211L212 112V114L214 113V115H215V113L217 114V112L218 111H220ZM128 110V109H127ZM134 110H135V108H134ZM138 110V109H137ZM198 110H200V109H198ZM223 110H225L224 108H223ZM129 112H130V108H129V110H128ZM132 111V110H131ZM202 111V110H201ZM201 111H199V112H201ZM204 111H207L208 112V109H206V110H204ZM203 111V112H204ZM75 112H76V110H75ZM85 112V111H84ZM99 112V111H98ZM121 112V111H120ZM210 112V111H209ZM125 113V112H124ZM128 113V112H127ZM137 113V112H136ZM196 113H198V111L196 112ZM220 113V112H219ZM83 114V113H82ZM86 114V115H85ZM88 114V115H87ZM80 115V116H79ZM119 115H120V113H119ZM125 115V114H124ZM84 116H88L87 118L86 117H84ZM114 116V115H113ZM216 116V115H215ZM215 116H213V117H215ZM218 116V115H217ZM216 116V117H217ZM124 117V116H123ZM195 117V116H194ZM127 118V119H128ZM146 118V117H145ZM106 120H107V118H106ZM115 120V121H114ZM155 122H156V120H155ZM149 124V125H148ZM156 124H157V122H156ZM106 125H109L108 126V128L106 127ZM116 125V127H114ZM148 125V126H147ZM161 125H164V124H161ZM166 125V124H165ZM170 125V124H169ZM168 125V126H169ZM17 126H19V127H17ZM37 126V127H36ZM172 126V125H171ZM17 127V128H16ZM35 127L36 128H38V129H36V130H32L33 128L35 129ZM147 127L149 128V129H147ZM162 127V126H161ZM175 127V126H174ZM108 130H110V131H108ZM110 128V129H109ZM165 128V127H164ZM212 128V127H211ZM215 128V127H214ZM78 129V131L80 130V132H75V130H77ZM157 129H159V128H157ZM20 130H23V132H21ZM108 131V133L109 134H107L106 136H105V131ZM213 130V129H212ZM211 130V131H212ZM40 131H43V133H40ZM49 131L51 132V137L49 136L50 134H49ZM106 131V132H107ZM127 131H129L128 132V135L127 134H125ZM149 131H151L152 132V130H149ZM158 131V130H157ZM168 131V130H167ZM166 131V132H167ZM40 133V135L39 136H36L37 134H39ZM160 132H161V129H160ZM164 132V136H165V131H163ZM162 132V133H163ZM216 132V131H215ZM219 132V131H218ZM36 133V135H34ZM47 133V134H46ZM172 132L170 131L169 132V134L168 135H170ZM207 133V132H206ZM49 134V135H48ZM145 134H143V135H145ZM149 134H150V132H149ZM208 134V133H207ZM217 134V133H216ZM219 134V133H218ZM226 134V133H225ZM224 134V135H225ZM34 135V136H33ZM127 135V136H126ZM153 135H154V132H153ZM152 135V136H153ZM167 135V134H166ZM210 135V134H209ZM156 135H154V137H155ZM158 134H157V138H158ZM160 136H162V134H160ZM160 136H159V138H160ZM171 136V135H170ZM222 136V134L220 133V135H219V137H221ZM148 137H149V135H148ZM218 137V136H217ZM218 137V139H220L219 141L220 142H222V140H223V138H225L224 136H223V138L221 137V138H219ZM139 138H140V136H139ZM153 138V137H152ZM151 138V139H152ZM164 138V137H163ZM170 138V137H169ZM191 138V137H190ZM150 139V140H151ZM162 139V138H161ZM192 139V138H191ZM194 139V138H193ZM222 139V140H221ZM226 139V138H225ZM224 139V140H225ZM45 140V141H44ZM139 140V139H138ZM149 140V141H150ZM156 141V138H154L153 139V141ZM157 140H159V139H157ZM170 140V139H169ZM168 140V138H164V139H162V140H159V141H156V144L158 145V143H160L159 144V147H157L158 149L161 147V155H160V152H158V154L162 157V158H160V159H163L162 161H165L166 160V162L167 163H169V164H167V168H166V166H165V168H163L162 170H164L165 169V171L166 172H164L165 173V175L168 173H170V172H172V170L176 167H173V165H174V163H173V165L171 166V156L172 155H174L173 153H172V155L171 156H167L168 154H166L167 153V150H166V148H167V146H168V144L169 143H171V142H168L169 141ZM243 140V139H242ZM153 141H150L152 144H153ZM161 141V142H160ZM192 141V140H191ZM207 142V141H206ZM143 143V144H142ZM189 143H190V141H189ZM196 143V142H195ZM237 142H235V144H236ZM247 143H249V142H247ZM125 144V145H124ZM150 144V143H149ZM155 143H154V146L156 145ZM226 144V143H225ZM237 144H239V143H237ZM129 145V146H130ZM193 145V144H192ZM195 145V144H194ZM122 146H120L119 148H121ZM131 146V147H132ZM149 146H151V144L149 145ZM220 146V145H219ZM146 146H144V148H145ZM189 147V146H188ZM192 147V146H191ZM238 147V146H237ZM242 147H243V145H242ZM139 148V149H140ZM143 148V149H144ZM224 148H225V146H224ZM132 149H133V147H132ZM131 149V150H132ZM136 149H135V154H136ZM158 149H155V150H157L158 151ZM236 149V148H235ZM118 150V149H117ZM130 150V151H131ZM194 150V149H193ZM225 150V149H224ZM237 150H241V145H240V148L239 149H237ZM120 151V150H119ZM157 151H156V154H157ZM225 151H227V150H225ZM113 152V151H112ZM172 152V151H171ZM178 152V151H177ZM176 152V153H177ZM186 151H184L183 153H185ZM228 152V151H227ZM169 153V152H168ZM175 153V154H176ZM179 153H181L180 152V150H179ZM230 153V152H229ZM130 154V153H129ZM128 154V155H129ZM157 154V155H158ZM171 154V153H170ZM187 154V153H186ZM182 155L181 156V154L179 155V156H177L179 159H180V161H181V163H179V164H181V166L178 164V166H180V170L182 169L183 170V168L185 169V172L187 171V169L186 168H192V165H194V163L196 162H194L192 165H190L193 161H190V159H188L189 157V154L188 155ZM127 155V154H126ZM127 155V156H128ZM132 155V154H131ZM134 155V154H133ZM136 155H138V154H136ZM136 155H134L135 157H137ZM233 155V154H232ZM226 156H227V154H226ZM230 156V155H229ZM176 157V156H175ZM181 157H183V158H181ZM125 158V157H124ZM173 158H174V156H173ZM191 158V157H190ZM122 159V161H124L123 160V158H121ZM120 159V160H121ZM128 159H129V157H128ZM178 159V160H179ZM193 159V158H192ZM177 160V161H178ZM194 160V159H193ZM116 161H114V163L113 164H115V162ZM139 161H141L142 162V160H139ZM161 161V164L163 163ZM173 162L175 161V160H172ZM126 162H128V160L126 161ZM126 162H124V163H126ZM166 162H165V164H166ZM123 163V164H124ZM171 163V164H170ZM176 163V162H175ZM241 163H243V162H241ZM66 164H69V168H71V167H73L72 165H74L75 167H74V169H72V172L71 173H74V177H73V175L71 174V176H70V179H68V180H63L62 182L60 181V180H57V181H59V182H55V180L53 181L52 179H51V177L53 176V174H54V171H58L59 169L61 170V168L62 167H64V166H66ZM128 163H126V165H127ZM164 164V163H163ZM197 164L198 163H196V166H197ZM220 164V163H219ZM218 164V165H219ZM129 165V164H128ZM128 165H127V167H128ZM144 164H142L141 166H143ZM228 165V164H227ZM236 165V164H235ZM66 166V167H67ZM162 166V165H161ZM124 167V166H123ZM131 167V168H130ZM164 167V166H163ZM220 167V166H219ZM230 167H231V165H230ZM241 167V166H240ZM138 168V169H137ZM160 168V167H159ZM229 168V167H228ZM66 170H67V168H65ZM129 169H131V170H129ZM177 169V168H176ZM209 169V168H208ZM179 170V171H180ZM190 170V169H189ZM193 170V169H192ZM68 171V170H67ZM100 171H102L103 172V174L102 175H99V176H101V178H98V174L100 173ZM159 171H161V170H159ZM174 172L176 171L175 169L173 170ZM178 171V170H177ZM184 171V170H183ZM183 171H181V172H183ZM101 172V173H102ZM128 172H130V173H128ZM228 172V171H227ZM100 173V174H101ZM149 173V172H148ZM160 173V172H159ZM163 173V174H164ZM177 173V172H176ZM69 174V173H68ZM150 174V173H149ZM157 174H158V172H157ZM157 174H154V176L156 177V178H159L158 180H160V182L161 181H163V175L161 174V175H157ZM173 175H172V183H173V181H174V184L172 185V186H177L178 184V186H180L181 184L180 183H182V182H184V183H186L187 182V180L185 181V179H186V177H185V179H184V177L182 176V177H180V179L181 178H183L184 179V181H182L181 182V180L180 179H178L179 178V176H180V172L179 173H177V174H175V173H172ZM179 174V176L177 177L176 175H178ZM193 174V173H192ZM152 175V174H151ZM182 175H183V173H182ZM207 175V174H206ZM168 176V175H167ZM185 176H188V177H190V176H192L191 175V172H190V174H186L185 173ZM241 177H242V175H240ZM247 175H244V177H246ZM44 177H45V179H44ZM64 177V176H63ZM66 177V176H65ZM64 177V178H65ZM69 177V176H68ZM149 177H150V175H149ZM152 177H153V175H152ZM154 177V178H155ZM170 177V176H169ZM175 177V178H174ZM177 177V178H176ZM196 177V176H195ZM248 177V176H247ZM67 178V177H66ZM65 178V179H66ZM103 178V179H102ZM191 178V177H190ZM205 178H206V176H205ZM204 178V179H205ZM63 179V178H62ZM78 179V180H77ZM152 178H150L149 180H151ZM165 179H166V177H165ZM174 179H176V180H174ZM187 179H189V178H187ZM192 179V178H191ZM193 179H194V177H193ZM192 179V180H193ZM196 179V178H195ZM194 179V180H195ZM207 179V178H206ZM247 179V178H246ZM1 180V181H2ZM87 180H90V181H88V183H86L87 182ZM190 180V179H189ZM193 180V181H194ZM198 180V179H197ZM249 180V179H248ZM79 181H82L81 183H83V186H82V188H79V189H77L76 187H75V185L76 184H78V182ZM235 181V180H234ZM243 181V180H242ZM252 181H254L253 179H252ZM257 181V180H256ZM255 181V182H256ZM7 182V183H6ZM55 182V183H54ZM170 183L171 181H169V178H168V181H167V183ZM231 182V181H230ZM233 182V181H232ZM248 182V181H247ZM80 183V184H81ZM97 183H98V181H97ZM100 183V182H99ZM183 183V184H184ZM188 183V182H187ZM192 183V181L190 182L189 181V185H191V187L189 186V185H186V186H189L190 188H191V190H190V194L193 192L192 190H194V192H195V190L197 191V188H196V185H193V184H191ZM237 183V182H236ZM239 183V182H238ZM94 184V183H93ZM92 184V185H93ZM161 184V183H160ZM175 184H177V185H175ZM233 184V183H232ZM243 184H244V182L242 183V186H243ZM246 184V183H245ZM2 185H3V183H2ZM98 185V184H97ZM124 185V186H125ZM168 186H169V184H167ZM222 185V184H221ZM230 185V184H229ZM240 185H241V183H240ZM248 185V184H247ZM106 186V185H105ZM184 186H185V184H184ZM185 186V188H189V187H186ZM193 186L195 187V189H193ZM234 186V185H233ZM239 186V185H238ZM5 187V186H4ZM101 187V186H100ZM100 187H98V188H100ZM102 187H103V185H102ZM107 187V186H106ZM106 187H104L103 189H108V188H106ZM108 187H110V186H108ZM117 187L115 188V189H117ZM126 187V186H125ZM131 187V186H130ZM235 187V186H234ZM121 188V187H120ZM180 188H182L181 189V191L180 192H182V190H184L185 188H183V185H182V187L180 186L179 187V190H180ZM238 189H239V187H237ZM245 188H246V186H245ZM251 188V187H250ZM110 189V188H109ZM114 189V190H115ZM119 189V188H118ZM133 189V188H132ZM186 189V190H187ZM209 189V188H208ZM229 189V188H228ZM233 189V188H232ZM236 189V187L233 189V190H235ZM242 189V188H241ZM100 190V189H99ZM113 190V191H114ZM120 190V189H119ZM128 190H130V188L128 189ZM127 189H126V191H128ZM136 189L134 188V190H133V192L135 191ZM171 190V189H170ZM230 190V189H229ZM83 191H85L87 194H84V196L85 195H87V197H88V199L89 198H91V199H89V200H91V203H92V206H91V208H89L88 209V206L86 205V206H83V203H82V199L84 198V196H83ZM101 191V190H100ZM104 191V193H109V192H105V191H108V190H103ZM122 191V190H121ZM174 191V190H173ZM172 190L171 191H168L167 193H166V198H167V203H171V205L173 206L174 204H176V205H178L179 204V197H180V199H181V196H178V195H180L181 193H179V194H176V193H174ZM189 191V190H188ZM187 191V192H188ZM192 191V192H191ZM198 191H200V188L198 189ZM210 191V190H209ZM208 190H207V187L206 188H203L200 192H202V193H204V192H209ZM231 191V190H230ZM239 191V190H238ZM84 192V193H85ZM115 192V191H114ZM130 192H132L131 190H130ZM130 192H128V195H126L127 194V192H126V194H125V196H124V198L123 199H121V197L119 198V196L117 195V197H118V203H116V209L115 210H119V211H121V209L122 208H124V211L123 212H125L126 213V211H125V207H127V206H130L131 205V207H130V209L127 207V209H129V210H133L134 211V213L136 212V214L137 215H139V216H137V218H135V220L136 219H139V221L137 220V221H135V222H139V224L137 223L134 227H136V236L137 237H139V240L140 239H143L144 238V236H143V233L144 232H146L147 233V230L149 231V229H147L146 230V227L147 226H145L144 225V223H146V220H144L143 219V212H142V210H143V208L140 206V205H142L143 204V202H142V200H143V196L142 197H140L139 198V192H138V194H135V192L134 193H130ZM184 193H186L187 194V192H185V191H183ZM182 192V193H183ZM227 192H228V190H227ZM119 193H121V192H118V194ZM130 193V194H129ZM205 193V194H206ZM96 194H97V196H96ZM189 194V193H188ZM187 194V196L189 197V195ZM193 194L194 193H192L191 195H192V197H193ZM201 194V193H200ZM209 194V193H208ZM210 194H211V192H210ZM210 194L209 195H207V197H204L205 195H203V198H202V201H205V203H204V205H201L202 206V210L199 208V207H201V206H197L198 207V209H200L201 210V212L199 211V213H200V226L198 227V232H197V235H196V239H198L199 240V243L201 242L202 243V245L203 244H205L203 247H204V249H203V254H205V259H208V261H206L207 263L206 264H213V262L215 263L216 262V264L217 263H221L219 260H220V258H222V262L224 263H227V264H231V262H233L234 260H235V257H232V254H231V252H233V249L230 251H228V250H226L225 248H223L224 247V245H222V244H220V242L218 241V237H219V240L220 239H222L219 235V233L221 232V231H219L220 229H218L217 228V230L218 231H215V228L213 227H211V225H213V223H214V221H213V223L211 222V220H213L212 218H214L215 216V214H219L218 216L220 217V216H222L223 217V215H220V214H222V209L221 208H219L218 207V205H216L215 206V204H212V203H214V202H209V199H208V196L210 197ZM220 194V193H219ZM229 194H230V192H229ZM231 194H235V193H233V191H232V193ZM238 194V193H237ZM120 196H122L121 194H119ZM190 195V196H191ZM195 195L196 194H194V197H195ZM214 195V194H213ZM212 194H211V196H213ZM101 196H102V193H101ZM100 196V197H101ZM103 196H104V194H103ZM102 196V197H103ZM107 196V195H106ZM231 196V195H230ZM238 196V195H237ZM123 197V196H122ZM188 197H187V199H188ZM193 197V198H194ZM232 197H234V196H232ZM104 198V197H103ZM102 198V199H103ZM199 198H201V197H199ZM198 198V199H199ZM212 198V197H211ZM2 199V200H3ZM119 199H121V200H119ZM191 199V197H189V199H188V201ZM198 199H197V201H198ZM83 200H85V199H83ZM89 200H87V201H89ZM182 200V199H181ZM195 200H196V198H195ZM201 199H199V202H201L200 201ZM255 200V199H254ZM102 201V200H101ZM192 203H193V201L192 200H190ZM196 201V202H197ZM20 202V203H19ZM190 202V203H191ZM4 203V202H3ZM16 204V205H13V204ZM17 203H18V205H17ZM195 203V202H194ZM95 204V205H94ZM146 204V203H145ZM244 204H245V202H244ZM19 205H20V207H19ZM42 205V206H41ZM100 205V206H101ZM5 206V205H4ZM7 206V207H8ZM99 206V207H100ZM151 208H153V206H150ZM149 207V208H150ZM131 208H133V209H131ZM179 208V207H178ZM78 209V210H79ZM101 209V210H100ZM155 209V208H154ZM189 209V208H188ZM197 209V208H196ZM220 209H221V211H220ZM239 209V208H238ZM76 210V211H75ZM114 210V211H115ZM128 210V211H129ZM190 210V209H189ZM234 210H236V209H234ZM72 211V212H71ZM127 211V213H129L130 212V214H131V211H129L128 212ZM153 210L151 209V212L150 213H153L152 212ZM191 211V210H190ZM217 211H220V212H217ZM226 211V210H225ZM236 211H238V210H236ZM234 212V213H237V212ZM240 211V210H239ZM79 211H77V213H78ZM81 212V211H80ZM116 212H118V211H116ZM217 212V213H216ZM230 212V211H229ZM50 213V212H49ZM121 213V212H120ZM133 213V212H132ZM133 213V215H135ZM193 213V212H192ZM224 213H226V212H224ZM233 213V214H234ZM252 213V212H251ZM2 214V213H1ZM3 214H5V212L3 213ZM37 214V213H36ZM72 214V215H73ZM79 214H81V213H79ZM78 214V215H79ZM103 214H105V213H103ZM214 214V215H213ZM232 214V213H231ZM232 214V215H233ZM238 215L237 216H239V213H237ZM16 215V214H15ZM27 215V216H26ZM34 215V216H33ZM54 215V214H53ZM59 215V214H58ZM70 215V214H69ZM125 215V214H124ZM123 215V216H124ZM128 215V214H127ZM126 215V216H127ZM196 215H199V214H196ZM195 215V216H196ZM216 215V216H217ZM227 215H230V214H227ZM251 215H253V213L251 214ZM256 215V214H255ZM259 215V214H258ZM258 215H256V216H258ZM4 216V217H5ZM31 217V221L32 222H35V223H29L28 221H27V219L29 218H26V217ZM68 216V215H67ZM71 216V215H70ZM74 216H76V215H74ZM136 216V215H135ZM226 216V215H225ZM242 216V215H241ZM241 216H239L237 219L239 220L240 219V217ZM254 216V215H253ZM252 216V217H253ZM5 217V218H6ZM17 217L19 218V216L17 215ZM17 217H15V220H17ZM40 217V216H39ZM38 217V218H39ZM60 217V216H59ZM60 217V220H63L62 218ZM71 217H73V216H71ZM198 217V216H197ZM222 217H220V218H222ZM227 217V216H226ZM37 218V219H38ZM93 218V217H92ZM102 218H103V216H102ZM179 218V217H178ZM178 218H177V220H178ZM196 218V217H195ZM217 218V217H216ZM216 218H215V220H216ZM224 218V217H223ZM228 218V217H227ZM232 218H233V216H232ZM242 218V217H241ZM218 219V218H217ZM226 221H227V219L226 218H224ZM260 219V218H259ZM19 220V219H18ZM29 220V221H30ZM95 220H99V218L98 219H95ZM95 220H93L92 222H94L93 223V226H91V228L89 229V228H87V231H85V230H81L79 227H78V224L80 223H78L77 224V227L80 229V230H78L77 229V227H76V229L74 230V232L73 231H71V229L70 230H68V226H67V228H65L64 230L62 229L61 230V227L60 226H64V225H60L59 223H57V224H59V225H55L54 227L55 228H51L52 230V232L51 233H53V235L54 236H56V237H60L61 239H64V240H66L67 242H65V243H69V244H78V246L79 247H82V246H80L81 244L83 245L84 243L87 245V243H90V242H92L93 240L95 241V240H100V236H99V234L101 235V233H102V231H104V230H102L101 232H100V227L101 226H99L100 224L99 223H97V222H101V220L102 219H100L99 221H97V222H95ZM104 221H105V219H103ZM176 220V219H175ZM175 220H173L172 222H170V225H172V228H175L176 229V224L174 223V221ZM196 220V219H195ZM195 220H193V221H195ZM235 220H236V216H235ZM235 220H233V221H235ZM238 220H236V221H238ZM250 220V219H249ZM249 220H248V222H249ZM253 220H254V218H253ZM74 221H75V219H74ZM77 221V220H76ZM103 221V222H104ZM133 221V224L135 223ZM189 221V220H188ZM188 221H187V223H188ZM197 221H198V218H197ZM219 221H221V220H219ZM225 221V222H226ZM244 221V220H243ZM16 222V221H15ZM55 222V221H54ZM60 222V221H59ZM103 222L101 223V225H105V224H103ZM128 222V221H127ZM130 222V221H129ZM222 222H223V219H222ZM247 222V223H248ZM253 222V221H252ZM260 223H261V221H259ZM19 223H14V224H19ZM69 223V226H70V223H72V221H70V222H68ZM132 223V222H131ZM195 223V222H194ZM197 223H199V221L197 222ZM221 223V222H220ZM229 223H232V221L230 222L229 221ZM237 223V222H236ZM239 223V222H238ZM237 223V225H239V227H240V224L241 223H239L238 224ZM245 223H246V221H245ZM250 223V222H249ZM257 223H258V221H257ZM256 223V224H257ZM11 224V222H9V225ZM62 224V223H61ZM65 224V223H64ZM125 224V223H124ZM132 224V225H133ZM196 224V223H195ZM195 224H193V225H195ZM223 224V223H222ZM226 225H227V222L225 223ZM225 224H224V226H225ZM233 224V223H232ZM30 225H35V226H31L32 228H28ZM52 225V224H51ZM51 225H49V226H51ZM129 225H130V223H129ZM197 225V224H196ZM246 225V224H245ZM251 225V224H250ZM258 225V224H257ZM17 226H19V225H17ZM48 226V227H49ZM73 226V225H72ZM75 226V225H74ZM125 226L127 227L128 225L127 224H125ZM186 226V225H185ZM221 226V225H220ZM220 226H218V227H220ZM222 226L223 228H224V231L226 230L225 228H227L228 229V227L227 226H229V224L227 225V226ZM252 227H253V225H251ZM259 226H261V224H259ZM35 227H37V229H35ZM43 227H45V228H43ZM53 227V226H52ZM64 227H66V224H65V226ZM132 227V226H131ZM191 227H193V226H191ZM190 227V228H191ZM231 227V226H230ZM238 227V226H237ZM244 227V229H245V226H243ZM246 227H247V225H246ZM81 228H82V226H81ZM83 228H85V227H83ZM102 229L104 228V227H101ZM125 227H123V229H124ZM223 228H221V230L223 229ZM232 228V227H231ZM241 228V227H240ZM240 228H239V230H240ZM254 228H257V227H255L254 226ZM254 228H252V229H254ZM259 228V227H258ZM261 228V227H260ZM72 229H73V227H72ZM89 229V230H88ZM126 229H128V227L126 228ZM135 229V228H134ZM238 229V228H237ZM237 229H235V230H237ZM247 229H250V227H249V224H248V228ZM2 230V229H1ZM1 230H0V232H1ZM4 230V229H3ZM10 230V229H9ZM8 229H7V232H4V233H2L1 234V237L4 239V238H8L7 236L8 235H10L9 234V231ZM12 230H14V228L13 229H11V231ZM15 230H17V229H15ZM15 230H14V232H15ZM33 230H35V231H33ZM43 230H45V231H43ZM128 230H130V229H128ZM127 230V233L129 232ZM172 230H174V229H172ZM172 230H170V232L172 231ZM238 230V231H239ZM242 230V229H241ZM251 230V229H250ZM249 230V232H251ZM255 230V229H254ZM261 230V229H260ZM264 230V229H263ZM125 231V230H124ZM177 231V230H176ZM223 231V230H222ZM227 231V230H226ZM232 231V230H231ZM244 231V230H243ZM253 231V230H252ZM258 231H259V229H258ZM19 232H21V231H19ZM34 233V234H32V233ZM126 232V231H125ZM233 232V231H232ZM234 232H236V231H234ZM257 232V231H256ZM256 232H254L255 234H256ZM17 233H18V231H17ZM48 233V232H47ZM49 233H50V231H49ZM51 233H50V235H51ZM104 233V232H103ZM178 233V232H177ZM225 233V232H224ZM224 233H221V235H224ZM227 233V232H226ZM225 233V234H226ZM240 233V232H239ZM22 234V233H21ZM24 234V235H25ZM32 234V235H31ZM126 234V233H125ZM228 234V233H227ZM226 234V235H227ZM233 234V233H232ZM232 234H231V237H232ZM250 234V233H249ZM23 235V234H22ZM22 235H19L18 237L19 238H22L23 236ZM44 235V234H43ZM176 234H174L173 233V236H171V239L173 240V242H175L174 241V239H175V236ZM178 235V234H177ZM216 235H218V236H216ZM225 235V236H226ZM236 235H238V234H236ZM235 234H234V236H236ZM28 236H29V238H28ZM46 236H48L47 234H46ZM102 236V235H101ZM142 236H143V238H142ZM217 238H216V237ZM225 236H223V237H225ZM258 236V235H257ZM97 237H99L98 239H97ZM180 237V236H179ZM228 237H229V235H228ZM231 237H229V238H231ZM241 237H243V236H241ZM215 238L217 239V240H215ZM225 238H227V237H225ZM236 238H238V239H240V237H236ZM1 239V238H0ZM101 239H106V241L108 240L107 239V237L106 238H101ZM110 239V238H109ZM125 238H123V240H124ZM178 239V238H177ZM233 239V238H232ZM11 240V239H10ZM13 240V242H15L14 240H16V238H13L12 239ZM99 240H98V242H99ZM111 240V239H110ZM127 240V239H126ZM125 240V241H126ZM137 240H138V238H137ZM144 240V239H143ZM143 240H141V242L143 241ZM195 240V239H194ZM223 240V239H222ZM229 240V239H228ZM234 240H235V238H234ZM237 240V239H236ZM61 241V240H60ZM69 241V242H68ZM101 241V240H100ZM178 241V240H177ZM179 241H180V239H179ZM225 241V240H224ZM224 241H222V243L224 242ZM231 241V240H230ZM238 241V240H237ZM236 241V242H237ZM13 242H11V243H13ZM28 242V243H27ZM63 242V241H62ZM152 242H154V241H152ZM232 242H233V240H232ZM235 241H234V243H236ZM239 242V241H238ZM64 243V242H63ZM93 243H95V242H93ZM100 243V242H99ZM104 243V242H103ZM107 243H109L108 241H107ZM178 243H180V242H178ZM226 243V242H225ZM231 242H229L228 244L231 246V244H230ZM42 244V243H41ZM44 244V243H43ZM48 244V243H47ZM46 244V245H47ZM80 244V245H79ZM98 244V243H97ZM101 244V243H100ZM99 244V245H100ZM111 244H112V241H111ZM166 244L168 245V244H170V240H166L165 241V245L164 246H166ZM174 244V243H173ZM228 244H226L227 246H228ZM236 244H238V243H236ZM236 244L234 245L233 243H232V247H233V245L236 247ZM263 244V243H262ZM39 245H40V243H39ZM65 245H67V244H65ZM99 245H97V247L99 246ZM101 245H103V244H101ZM105 245V244H104ZM155 245H156V243H155ZM158 245V244H157ZM176 245V244H175ZM179 245V244H178ZM177 245V246H178ZM200 245V244H199ZM201 245V246H202ZM223 247H222V246ZM43 246V245H42ZM68 246V245H67ZM94 246V245H93ZM111 246V245H110ZM148 245H147V243H146V250H145V253L147 254V255H149L148 257H150V259L151 260H153V264H158V263H160L161 264V261H163L162 260V258H160L161 260H158V252H152L151 250L153 249V247H152V249L151 248H149V249H151V250H149L148 249V247H147ZM169 246V249H170V251L169 252H171L172 251V254H170V253H167L168 252V250L169 249H167V254H165V253H163V255L165 254L166 256L169 254V255H171L170 257H171V259L173 258L172 257V255H175L176 256V250H178V249H175V247H177V246H174V247H171L170 248V245H168ZM173 246V245H172ZM180 246V245H179ZM178 246V247H179ZM227 246H225L226 248H227ZM230 246H228V247H230ZM240 246V245H239ZM236 247V248H240V247ZM260 246H262V245H260ZM260 246H258L259 248H260ZM48 247V246H47ZM66 247V246H65ZM75 247V246H74ZM91 247V246H90ZM143 248H144V246H142ZM156 248L158 247V246H155ZM154 247V248H155ZM181 247V246H180ZM179 247V250L180 249H182V248H184L183 246H182V248H180ZM200 247V246H199ZM202 247V248H203ZM11 248H12V246H11ZM14 248H15V245H14ZM20 248V247H19ZM37 249L39 248V247H36ZM35 248V249H36ZM42 248V247H41ZM45 248V247H44ZM61 248V247H60ZM68 248V247H67ZM70 249L72 248V245H71V247H69ZM92 248V247H91ZM88 249L87 250V253L88 254H86V250H84V248H83V250H80L81 252L83 251H85L84 253V256L83 255H80V253H78V252H80V251H78L79 249H77V248H75V249H77V250H75V249H73V250H71L68 254H66L65 252V254L66 255H61V256H63L62 257V259H60V256L59 255H57V256H59V257H57V258H59L58 260H55L56 259V254H55V259L53 260V255L51 256V257H53V258H50V257H48V256H45V254H43V253H45V252H40V250H36V251H34L33 250V252L32 253H29L30 251V249L29 250H27V253H29V256H28V259H29V262L28 261H26L25 259V261L26 262H28V264H108V262H110L109 260L110 259H112V258H110V259H108L107 257H106V255L104 254L105 252L104 251H106V250H108V249H106V250H104L103 251V248H102V251L104 252H102L101 250H96L94 247L92 248V249ZM98 248H100V247H98ZM111 248V247H110ZM110 248H109V251H110ZM168 248V247H167ZM201 247H200V250L202 249ZM234 248V247H233ZM85 249H86V246H85ZM94 249V250H93ZM164 249V248H163ZM228 249H231V248H228ZM15 250V249H14ZM13 250V251H14ZM42 250V249H41ZM51 250V249H50ZM50 250H48V251H50ZM60 250H62V248L60 249ZM69 250V249H68ZM143 250V249H142ZM153 250H155V249H153ZM178 250V251H179ZM236 251H237V249H235ZM254 251H255V249H253ZM257 250V249H256ZM258 250H260V249H258ZM11 251H12V249H11ZM18 251V250H17ZM67 251V250H66ZM76 251H78V252H76ZM112 251V250H111ZM165 251V250H164ZM183 252H186V250H182ZM202 251V250H201ZM19 252V251H18ZM17 252V253H18ZM47 252V251H46ZM59 252H61V251H59ZM102 252V253H101ZM108 252V251H107ZM243 252H245V251H243ZM257 252V251H256ZM259 252V251H258ZM21 253V252H20ZM40 253H41V255H40ZM48 253V252H47ZM46 253V254H47ZM50 253H52V252H50ZM50 253H48V255L50 254ZM54 253H55V251H54ZM53 253V254H54ZM57 253V252H56ZM179 252H177V255L179 256V257H183L184 255H181L182 253H181V250H180V254H178ZM229 253V254H228ZM260 253V252H259ZM19 254V253H18ZM60 254V253H59ZM82 254V253H81ZM145 254V255H146ZM234 254L235 253H233V256H234ZM243 254V253H242ZM241 254V255H242ZM257 254V253H256ZM28 255V254H27ZM109 255H111L110 253L108 254V256ZM146 255V256H147ZM168 255V256H169ZM187 255H189L188 253H186V258H188L187 257ZM245 255V254H244ZM244 255H242V257L244 256ZM25 256V255H24ZM113 256V255H112ZM185 256H184V259H185ZM204 256V255H203ZM219 256V257H218ZM246 256V255H245ZM244 256V257H245ZM164 257V260H166V259H168V257L165 259V256H163ZM239 258H240V256H238ZM262 257V256H261ZM264 257V256H263ZM27 258V257H26ZM177 258V260H178V257H176ZM234 258V259H233ZM237 258V257H236ZM27 259V260H28ZM174 260H175V264L177 263L176 262V259H175V257L173 258ZM182 259V258H181ZM241 259H243V258H241ZM240 259V260H241ZM245 259H247V256H246V258ZM144 260V259H143ZM158 260V261H157ZM169 260V259H168ZM183 260V259H182ZM233 260V261H232ZM146 261V260H145ZM167 261V260H166ZM169 261H171V262H169V263H171V264H173V260H169ZM179 261V260H178ZM217 261H219V262H217ZM236 262L238 261V259L237 260H235ZM242 262H244L245 263V260L243 259V260H241ZM147 262H149L148 260H147ZM155 262V263H154ZM158 262V263H157ZM165 262V261H164ZM164 262H163V264H164ZM179 262H183V261H179ZM185 262V261H184ZM203 262H205L204 260L202 261V263ZM168 263V264H169ZM224 263V264H225ZM234 263V262H233ZM149 264H152V262L151 263H149ZM181 264V263H180ZM184 264V263H183ZM204 264V263H203ZM246 264H247V262H246Z\"/></svg>",
    "mask_w": 264,
    "mask_h": 264
}]
</instances>
